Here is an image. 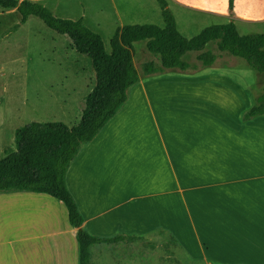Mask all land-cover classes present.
<instances>
[{
  "label": "crops",
  "instance_id": "1",
  "mask_svg": "<svg viewBox=\"0 0 264 264\" xmlns=\"http://www.w3.org/2000/svg\"><path fill=\"white\" fill-rule=\"evenodd\" d=\"M173 1L192 17L217 12ZM135 6L142 21L157 13L140 1ZM3 10L0 19L16 13ZM32 17L6 37L8 25L0 40L19 35ZM64 42V53L50 49L63 58L58 66L83 75L80 63L86 61L93 71L92 60L75 56L72 41ZM67 58L75 59L72 67ZM223 59L218 55L212 66L186 79L164 74L137 84L122 110L82 147L66 183L85 229L99 237L144 238L93 244L91 264H264V116L244 120L261 86L252 91L238 63L221 64ZM174 82L192 86L187 94L164 97L172 85L162 83ZM82 111L75 123L66 121L69 127L79 123ZM76 233L58 199L0 193V264H78Z\"/></svg>",
  "mask_w": 264,
  "mask_h": 264
},
{
  "label": "trees",
  "instance_id": "2",
  "mask_svg": "<svg viewBox=\"0 0 264 264\" xmlns=\"http://www.w3.org/2000/svg\"><path fill=\"white\" fill-rule=\"evenodd\" d=\"M160 6L164 27L154 24L124 25L117 28L108 52L102 36L84 23V19H66L55 16L45 5L31 0H0L5 10H17L20 21L9 29L16 32L33 16L50 30L70 38L72 47L89 57L96 73V85L85 97V107L77 125L69 127L61 122H31L15 132V149L7 148L0 160V192H35L50 195L61 201L68 210L69 222L77 230L79 263L91 264L90 246L98 243L142 241L138 235L99 237L84 227V217L70 193L66 175L82 147L93 141L108 122L125 106L130 90L140 78L134 63V43L146 41L147 50L159 57L143 66L145 76L166 70L187 71L190 63L183 57L197 52V60L204 66H212L217 55L205 51L215 42L219 52L239 57L260 74H264V34L241 35L234 21L211 25L198 35L188 39L177 25L168 0H156ZM234 8V0H229ZM264 116V94L244 115V120Z\"/></svg>",
  "mask_w": 264,
  "mask_h": 264
},
{
  "label": "rangeland",
  "instance_id": "3",
  "mask_svg": "<svg viewBox=\"0 0 264 264\" xmlns=\"http://www.w3.org/2000/svg\"><path fill=\"white\" fill-rule=\"evenodd\" d=\"M41 1H44L40 3L53 11L57 17L72 20L84 18L85 25L102 36L108 52H111L110 41L119 27L143 25L149 24V22L160 27L165 25L160 6L156 0ZM139 1L149 12H157L156 15H150L152 19H149V22H146L147 20L142 21L141 14L137 11L138 6L135 4ZM185 1L205 10L217 11L216 15L194 13V17H192L189 14L192 11H188L173 0H168L171 10L176 16L180 33L188 39L198 35L208 26L224 24L228 21H235L241 35L264 34V0H234L233 10L229 7V0ZM0 10L6 12L1 7ZM128 11L130 13L126 14ZM15 12L13 15L4 13L0 19V32L8 25L13 27L17 24L21 15L16 10ZM8 31L5 33L6 37L15 33L8 34ZM65 40L70 41L68 37L50 30L36 17H32L24 30L10 41L0 40V160L5 156V149H15V132L17 129L31 122H61L66 125H68L66 121L75 123L76 120L73 118L78 117L83 110L84 98L96 84L93 64L88 57L74 50L75 56L90 60L93 71L91 67L86 65V61L80 63V66L85 68L83 75L66 70L64 66H58L57 61L63 59L59 56L64 53ZM54 47H59L58 52L60 54L52 53L50 49ZM205 51H212L217 56H225V60L220 61L221 64L224 62L230 65L232 60L236 61L238 63L237 69L242 71L241 77L252 84V91H256L257 83L261 86L259 88L260 94H264V74L252 69L246 60L226 52H219L215 42L209 43ZM198 54L197 52H190L183 57V60L190 63L191 66L187 71L171 69L160 74L145 76L144 64L149 61L160 64L159 57L147 50L146 41L134 43V63L139 78L142 77L139 83L148 84V82L154 81L152 77L157 79L158 76L164 74L167 77L180 79L191 77L188 75L189 72H197L205 67L202 62L197 60ZM50 59L56 60V62ZM67 59L69 60H66V66L72 67L75 64V59ZM61 63L63 65L64 60ZM153 84L155 85V83ZM162 85H172L168 90H161L164 92V97L172 98V92L187 94V85L191 84L174 82L173 84L162 83ZM176 87H180V89H175ZM150 95H152L151 92ZM170 102L171 99L166 104ZM253 106L251 105L250 108ZM20 109H22V113H19ZM66 110H68V115H66ZM169 114L171 112H166L167 116Z\"/></svg>",
  "mask_w": 264,
  "mask_h": 264
}]
</instances>
